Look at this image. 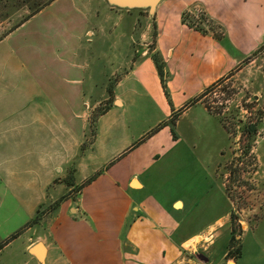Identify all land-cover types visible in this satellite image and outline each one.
Returning a JSON list of instances; mask_svg holds the SVG:
<instances>
[{"label": "crops", "instance_id": "obj_1", "mask_svg": "<svg viewBox=\"0 0 264 264\" xmlns=\"http://www.w3.org/2000/svg\"><path fill=\"white\" fill-rule=\"evenodd\" d=\"M84 4L91 13L80 23L86 34L92 24L103 33L110 16L119 20L112 59L120 58L126 69L85 145L92 85H84L80 43L73 41L69 52H56L47 64L23 66L28 80L22 83H0V186L24 212L20 227L42 203L70 189L64 178L72 166L78 186L37 223L23 227L15 257L20 261L0 264H183L185 251L211 249L218 231L214 223L193 226L195 198L175 192L182 183L166 177L184 151L185 133L216 119L192 99L264 44V0H160L153 14L104 0ZM195 7L218 33L182 21ZM48 23L45 41H55L62 24ZM123 38L127 52L119 55ZM15 73L12 61L1 56L0 78ZM183 119L187 131L180 128ZM225 254L226 248L218 264H235ZM199 259L213 264L211 256Z\"/></svg>", "mask_w": 264, "mask_h": 264}, {"label": "rangeland", "instance_id": "obj_2", "mask_svg": "<svg viewBox=\"0 0 264 264\" xmlns=\"http://www.w3.org/2000/svg\"><path fill=\"white\" fill-rule=\"evenodd\" d=\"M48 1L0 0V38L27 17L32 9ZM63 6L68 7L63 9ZM59 8L62 10L59 11ZM66 8L69 11H64ZM137 9L147 13V9ZM87 10L84 0H56L0 40V57L10 59L16 69L9 79L1 76L0 83L7 85L28 80L23 66L33 68L44 64V61L47 64L51 57L54 59L56 52L57 55L69 52L73 41H76L80 43V60L86 65L84 85H92L87 97L90 124L91 119L112 104L114 98L108 94V89L112 88L126 67L120 58L112 59V47L116 40L113 33L119 29L115 25L119 20L110 16L104 34L93 24L90 27L92 32L86 34L80 23L82 17L90 16ZM202 11L195 7L192 13L185 12L192 23L190 25L198 30L218 33L217 25ZM51 20H58L62 27L56 32V40L49 42L45 38L48 37L46 32ZM39 30L46 36L41 35ZM121 40L119 55L127 52L125 38ZM108 53L110 58L103 56ZM119 63L122 66L115 69ZM200 100L216 119L209 118L206 123H201L200 127L192 130V135L185 133L184 151L176 160V169L166 178L182 183L175 192L195 198L196 204L191 211L193 226L214 223L218 235L211 249L197 246L196 254L185 251L183 264H208V261H200L199 254L211 256L213 264L224 262L222 254L232 235L239 249L238 255L233 257L235 264H264V44L244 58L238 67L206 87ZM89 124L83 145L92 138ZM250 124L255 125L252 135L247 132ZM180 128L187 131L185 119L181 120ZM72 168L68 169L64 179L68 178ZM77 189L75 184L63 196L73 194ZM53 204L54 201L42 203L37 219L52 210ZM23 216L20 204L13 201L9 193H3L0 186V242L21 228ZM9 242L0 253V261L8 259L16 263L20 261L15 257L21 239L16 236ZM190 247H194L193 244Z\"/></svg>", "mask_w": 264, "mask_h": 264}, {"label": "trees", "instance_id": "obj_3", "mask_svg": "<svg viewBox=\"0 0 264 264\" xmlns=\"http://www.w3.org/2000/svg\"><path fill=\"white\" fill-rule=\"evenodd\" d=\"M52 0H49L48 2L42 4L41 6H37L36 8L32 9L29 13V15L27 17H25L20 23H18L16 26H14L13 28H11L10 30H8L4 35H2V37L0 39H2L4 36H6L8 33H10L11 31H13L15 28H17L20 24H22L24 21H26L28 18H30L32 15H34L35 13H37L39 10H41L44 6H46L48 3H50ZM182 21L183 22H186L187 24H192L191 21H188L187 19V15L186 13H184L182 15ZM191 26V25H190ZM153 58H154V61L156 63V67H157V70H158V73L160 75H162V65L158 59V57L154 54L153 55ZM108 94L111 96V89H108ZM201 95H202V92L194 97L192 99V102H195L197 100H199L201 98ZM206 106V105H205ZM206 108L209 110V108L206 106ZM107 108H104L99 114H102L103 112H105ZM98 114V115H99ZM177 115H178V111L177 112H174L170 118V124H174L176 118H177ZM95 119H91V122L89 124V129H90V132L92 134V136L94 135V132H95ZM94 124V125H93ZM171 132L172 134L174 135V132L173 130L171 129ZM247 132H249L251 135L254 134L255 132V125L254 124H250L248 127H247ZM74 168H72L69 172V175H68V178L65 179V183L66 185L70 186V188H73L74 187ZM64 198V196H60L56 201H54V204L53 206L55 207L56 205H58V203ZM39 208L36 210V213L35 215L29 220L27 221L23 227L25 226H29V225H32L34 223H37L39 221V219H37V212H38ZM23 227H21L20 229H18L17 231H15L14 233H12L11 235H9L6 239H4L2 242H0V248L7 244L10 240H12L13 238H15L19 233L20 231L23 229ZM234 236L232 235L230 237V241L228 242L227 244V247H226V254H225V258L226 259H229V258H233V257H236V255H238V242L237 243H234Z\"/></svg>", "mask_w": 264, "mask_h": 264}, {"label": "water", "instance_id": "obj_4", "mask_svg": "<svg viewBox=\"0 0 264 264\" xmlns=\"http://www.w3.org/2000/svg\"><path fill=\"white\" fill-rule=\"evenodd\" d=\"M105 1L106 3L114 7L126 8V9H133V8L147 9L149 14H153L155 7L160 0H105Z\"/></svg>", "mask_w": 264, "mask_h": 264}, {"label": "flooded vegetation", "instance_id": "obj_5", "mask_svg": "<svg viewBox=\"0 0 264 264\" xmlns=\"http://www.w3.org/2000/svg\"><path fill=\"white\" fill-rule=\"evenodd\" d=\"M198 254H199V253H198ZM198 257L201 258V259H204V260L207 259V256H205L204 254H199Z\"/></svg>", "mask_w": 264, "mask_h": 264}, {"label": "bare ground", "instance_id": "obj_6", "mask_svg": "<svg viewBox=\"0 0 264 264\" xmlns=\"http://www.w3.org/2000/svg\"><path fill=\"white\" fill-rule=\"evenodd\" d=\"M176 204L179 205V202H177Z\"/></svg>", "mask_w": 264, "mask_h": 264}]
</instances>
